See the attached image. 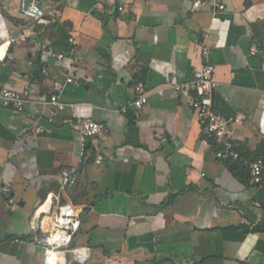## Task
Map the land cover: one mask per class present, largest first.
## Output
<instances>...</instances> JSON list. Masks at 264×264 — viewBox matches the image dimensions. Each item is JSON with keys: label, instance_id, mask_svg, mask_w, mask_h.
I'll return each instance as SVG.
<instances>
[{"label": "crops", "instance_id": "1", "mask_svg": "<svg viewBox=\"0 0 264 264\" xmlns=\"http://www.w3.org/2000/svg\"><path fill=\"white\" fill-rule=\"evenodd\" d=\"M22 1L0 0L17 38L0 49V79L31 93L22 113L0 105V264H44L34 221L57 196L81 212L73 247L89 249L84 264H264V171L251 186L218 160L196 93L175 89L212 66L213 107L240 119L239 153L264 154V52L251 54L264 49V0H199L197 10L192 0H36L38 22ZM78 120L106 133L84 139ZM63 170L76 171L75 202ZM60 264L81 263L65 254Z\"/></svg>", "mask_w": 264, "mask_h": 264}, {"label": "built area", "instance_id": "2", "mask_svg": "<svg viewBox=\"0 0 264 264\" xmlns=\"http://www.w3.org/2000/svg\"><path fill=\"white\" fill-rule=\"evenodd\" d=\"M193 9L197 10L202 5V1L192 0ZM26 0L22 1L23 14L31 21L38 22L46 16V11L36 1L26 6ZM220 11L225 10L224 5L217 7ZM101 14L103 9L99 7ZM119 11L123 12V6L119 7ZM207 37V36H205ZM17 43V38L12 36L7 28L3 15L0 13V49ZM203 56H209L207 48L203 47ZM264 52L257 44L251 47V54L256 55ZM57 59H63L64 55H54ZM213 68L206 64L194 71L192 79L185 85H176L175 89L180 91L185 86L196 93L197 98L191 103L193 111H195L202 123L205 135L214 143L216 147V157L218 160L226 162L230 160H240L241 156L238 151L235 138L233 136L232 127L240 123L239 118H224L219 116L213 107V93L217 88V83L213 80ZM72 79H68L67 83H72ZM136 100L134 102L137 114L147 102L144 94V84L138 83L135 88ZM31 96L29 90L16 91L8 88L0 79V105L4 108L13 109L19 113L24 112L27 102ZM50 105L57 111L64 108V104L57 95L51 97ZM78 130L84 139L101 137L106 133V126L92 120H78L72 124ZM43 132V129H40ZM103 156L98 155L95 159L97 165H101ZM250 170V185L259 186L263 181L264 159L254 161H245ZM61 189L66 191L67 188L76 184V171L63 170L60 172ZM56 201V202H55ZM12 205L15 201L11 200ZM43 207H46L40 219V229L36 231L41 235L42 240H35L42 243L45 249L43 263L44 264H60L65 254H69L73 259L84 264L89 259V249L82 247H73L76 234L80 231L82 225V215L77 207L72 204H62L59 196L55 200H48ZM38 225V227H39ZM43 226H45L43 230ZM35 227V225H34Z\"/></svg>", "mask_w": 264, "mask_h": 264}, {"label": "trees", "instance_id": "3", "mask_svg": "<svg viewBox=\"0 0 264 264\" xmlns=\"http://www.w3.org/2000/svg\"><path fill=\"white\" fill-rule=\"evenodd\" d=\"M100 18L105 21L103 16H100ZM240 151V150H239ZM240 160H230L227 161L228 166L231 167L232 171L234 173H236L238 176H242V180H244V183H247L250 185V170L248 168V165L245 163V161H254L257 159H264V154L255 157V158H251V156L249 155L248 151L241 149L240 152ZM77 188V182L75 185L71 186L68 188V191H70V197L72 198V200L75 202V189ZM73 190V191H71ZM258 230L263 231L264 227L262 225L257 226L256 227Z\"/></svg>", "mask_w": 264, "mask_h": 264}, {"label": "water", "instance_id": "4", "mask_svg": "<svg viewBox=\"0 0 264 264\" xmlns=\"http://www.w3.org/2000/svg\"><path fill=\"white\" fill-rule=\"evenodd\" d=\"M31 2H32V0H26V2H25L26 6H28ZM39 223H40V219H38V217H36V219L34 221L36 228H38Z\"/></svg>", "mask_w": 264, "mask_h": 264}, {"label": "bare ground", "instance_id": "5", "mask_svg": "<svg viewBox=\"0 0 264 264\" xmlns=\"http://www.w3.org/2000/svg\"><path fill=\"white\" fill-rule=\"evenodd\" d=\"M45 209H46V207H42L41 212H40V216H41V214L44 212ZM40 216H39V217H40Z\"/></svg>", "mask_w": 264, "mask_h": 264}]
</instances>
